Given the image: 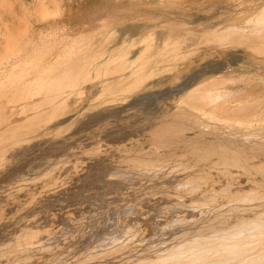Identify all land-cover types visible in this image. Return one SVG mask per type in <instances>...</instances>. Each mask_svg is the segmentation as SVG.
Masks as SVG:
<instances>
[{
  "label": "bare ground",
  "instance_id": "obj_1",
  "mask_svg": "<svg viewBox=\"0 0 264 264\" xmlns=\"http://www.w3.org/2000/svg\"><path fill=\"white\" fill-rule=\"evenodd\" d=\"M253 1L254 0H239L240 3L247 2V4H244L245 7L250 5ZM260 1V5L258 4V7H255L256 9H246L243 15H229L230 17L225 19V23H227L223 26L224 28H222L221 25L218 26H221V29L215 28V30H213V25H210V28H208L207 25L206 27L199 26V28H197L198 26L194 24L193 28L197 26L196 32L194 31L196 28L194 30L190 29L192 25L189 27L188 25L185 26L187 23L185 24L184 21H180L179 18V21L176 19L177 21L167 22L161 25L162 28L160 25V27L157 25L158 30L154 28L155 26L152 27L153 30L145 29L141 39L132 40L130 42H128L129 40H123L124 43L127 41L126 45L114 49H112L114 46L109 48L110 46L107 45V40H110L107 39V37L110 31L113 32L110 30L112 25L110 24V26L109 22L111 23L112 21L113 23V21L118 18H116V16L114 20H107V22L103 21V27L108 26L110 28H102V31H104L103 33L99 31V36L96 34L93 36H88L86 34L87 36H84V33L82 34L81 32L79 35H76L78 36L76 37L74 34H72V36L63 30L62 33L58 32V38L53 40L54 38L50 39L51 36H41V34H43L41 32L40 34H38V32L37 34L32 32V34H34L33 38L30 36L32 41L30 39L25 40L29 41V43H27L29 44L28 46H24L23 43L18 44L15 42V45L7 50L6 56H4L3 53L4 57L0 59V175L3 177V182L0 183V213L3 207L1 205L2 200L4 201L9 197L10 201L16 200L15 196L20 193L24 196L31 194L29 192V187H26V185L31 182H23L32 180V178H29L28 173L22 171L23 169L21 170L23 164L19 161H22L24 157L31 153V149L35 147L38 139H42L43 136L49 134L58 136L61 133L62 135L63 130L65 131V129L69 128L71 123L79 118L78 116L86 113V111L88 113L90 110L91 112L93 111V113L89 114L90 118L93 117L92 115L94 114L95 116H100L103 111H109V113L114 112L116 107L113 104L122 100L128 95L127 93L135 92L134 89H136V91L138 89L143 90L151 84V86H153V84H158L161 79L159 76L165 73V71H161L164 66H166V71L172 69L173 76H177L180 72V70L177 69V64L183 60L191 59L197 50L198 45H195L197 48L194 47V42L202 43L200 45H205L206 47H204L206 49H208L207 46H216L220 48L221 51L226 52L238 50V53L242 52L244 55L243 57H246V62L242 66L244 67L243 69L245 70V68L250 66L249 68L252 70H250V72L248 70L247 72L249 74L247 76L244 75L242 79H239L241 77L237 78L239 79V84H236L238 80H234L236 85H233V76H230V72L227 71V75L222 73L221 76H217L218 73L215 72L216 75L214 73L215 76L213 75L214 77L212 76L211 78L210 74V79L208 78V80H206L207 77L204 76L205 79L202 77L200 81L197 80L195 83L193 79V83L190 82L187 88L185 85L182 86V88L179 87L177 91L180 93L177 95L176 100L167 103L166 107L163 109V112L165 110H171L172 112L169 113H172V116L170 115L167 120L161 119L162 115H157V117L154 116L152 124L146 127L149 132L147 135L150 134L151 139L154 136V149L147 150L146 148H139L137 150L134 149L135 151L123 149L120 157L122 161L126 163L125 165L127 167L134 164L138 166L141 171L148 170V172H152L150 176H165L163 170L166 168L169 169V163L171 161H178L182 165L184 160L191 159L194 161V171L196 174L198 173L194 178H205L207 183H200V185L205 186L206 184V186H209L208 188H210V190L211 188H219L218 191L221 190V185L219 186V184L223 181L220 179L224 177V183L232 184L235 193L244 192L243 190L246 187L244 188L243 182L235 181L237 178H235L233 174L235 170H238V173H240L239 171L242 172L243 170L244 172L245 169L248 170L250 167V171L254 172L253 176L259 177L258 180H261L259 182L261 184L264 179L260 176H264L262 173L264 172V168L261 169V167L258 166H262L264 161V0ZM164 2L169 5L170 8L173 7L174 9V6L179 7V2L176 0H166ZM164 2L162 1L161 3ZM9 10L11 11V9ZM235 14H237V12ZM118 21L120 22L121 19ZM118 21H116V24ZM148 21H150V19ZM134 22L135 21H133V23ZM31 26L32 25H30V28ZM7 27L6 25L5 28ZM27 27L29 28V26ZM5 30V33H8V30ZM26 32L25 34L28 33ZM19 33L22 35V30ZM25 34L23 39L26 37ZM54 35L56 34L54 33ZM117 40L119 41V39ZM21 42L24 41L22 40ZM139 43L142 44L140 47L136 48V51H133L134 49L131 50L132 47H135V45ZM30 46H32V49ZM199 49L200 48H198V50ZM251 66H253V68L256 67L254 68L255 70ZM215 68H217V66ZM210 70L212 69L210 68ZM241 71L239 72L243 73ZM219 73L221 74V70ZM236 73L239 74L238 72ZM254 76L257 77H255V80H253ZM157 77L159 81L156 79ZM194 78H196V76ZM92 87L93 89L95 88V96L93 94V98L91 97L92 99L89 100L90 102L81 110L80 102L83 100L86 101L85 99L87 98V96L83 97L82 94H88L89 92L87 93V91L89 89L91 90ZM94 91L92 90L91 92ZM89 95L91 94H88V96ZM175 108L179 113L181 112L180 115L178 111L176 112L173 110ZM159 112H161V110ZM60 118L61 120H59ZM66 119H69V123L67 122V124L57 127L58 124ZM170 121H172L174 125L172 128L163 127L164 125L167 126L166 123ZM144 142L147 141L145 140ZM136 146L138 147V145ZM130 147L133 148L132 145ZM198 148L200 150L201 148H206L207 153H205L206 151L204 149L202 150L203 153L199 152L200 150ZM38 164L40 166V163ZM15 165L16 167H14ZM42 166L44 165H41V167ZM222 169H226V171H224L225 173ZM254 170H256V172L259 170L262 174H260V176L257 174L254 175ZM49 171H46L43 174L45 177L41 179L46 186L43 190L48 189L49 182L52 181L53 175ZM141 171L136 172V170L125 171L116 169L110 173L114 175V179L116 178V182L119 183V177L120 179L121 177L122 179H128L124 174L130 172L134 175H142ZM105 172L107 171L105 170ZM218 172H223V176L221 177ZM35 173L36 172H34V174ZM238 173L236 172V175ZM241 174L240 178L244 176V174L243 176ZM185 175L186 174L180 178V182H183V185H181V183L179 184V190L182 189L181 191L185 193L189 192V194H187L188 198L186 199L188 203H183L178 206L187 208V212H196V216L203 213V217H197L195 219V215L192 216L187 214L178 219L181 220L188 217L187 219L192 221L187 223L184 222L185 224L182 225L173 222V224L169 225L172 226L170 232L174 233L178 230L181 232L179 231L178 233L180 234L175 238H170V241L173 240V242L167 249H162L161 243H158V246H149L151 243L146 240V243L144 242L145 248L154 247L157 249L151 254L153 258H149V256L146 257V255L134 258V254L131 253L135 245L133 244L131 249L123 252L125 253L124 256H120L119 259L113 261L114 264H264V196H262L264 193H260L262 190L259 189L258 193L260 194H258V196L256 190V193H254L257 197L262 194L260 196L262 198L259 199L254 195L257 199L256 201L254 200L256 203L261 199L262 202L257 204L254 202L253 204L252 201L251 205L247 204L255 197L248 193L253 190L251 184L254 182H251V180L249 181L251 183H249V186L252 187V190L249 191L246 179L247 183L244 182V184L246 183L245 186H248V189L246 188L247 190H245L247 195L245 192V195L239 196V194H235L239 196L235 200L231 202L224 200L227 207L225 204H221L225 207L222 206L223 208H218L219 206H217L218 209H215L216 207L214 208V205H212L213 210L208 211L207 209L212 206L206 205L207 209L203 211V197L201 198L202 195L199 196L196 194L198 184H196L195 181V184L188 183L187 179H190V177L188 178V176ZM129 176L131 175L129 174ZM248 176L250 177L251 174ZM194 178H192V180ZM110 180L113 181V179ZM192 180L190 181L192 182ZM205 180L204 182H206ZM259 183H257V185ZM51 184H53V182H51ZM262 184H264V182H262ZM230 185H226V188L227 186L230 188ZM253 185L257 186L256 184ZM106 187H108V185ZM224 187L225 186H223V188ZM9 188H12L13 193L2 194ZM229 188L227 189L229 190ZM217 189L212 192L216 194ZM227 189H224V191L229 192ZM232 191L230 192L232 193ZM229 194L230 193L227 194V197H225V195L223 197L229 200ZM178 196L176 195L175 197ZM205 197L207 196H204V199ZM217 197L215 199H217ZM231 197L229 198L231 199ZM150 200L149 198L148 202ZM173 200L177 201L175 198H173ZM182 200L183 198L179 201L182 202ZM215 201H213V204ZM165 203L166 201H161L156 204L155 211L160 213L159 216L161 217L164 213H162L160 209L166 205ZM208 203L210 204V201ZM219 203H217V205ZM194 221L196 222L193 223ZM127 226L129 228L121 232L122 236H118V240H127V238H133L135 235V228L129 225ZM177 227L180 228L178 229ZM60 229L62 230V228ZM210 229H225V234H223L222 231L221 235L212 236L208 239L206 238V240L204 238L206 234L205 231H209L206 235L208 237L210 236L208 235L211 231ZM189 230L193 231L191 235H188ZM42 231L37 228L33 229L28 227L23 231V234L21 233L19 235L15 244L18 245L20 241L28 245L34 242L36 243L37 240H34V238ZM201 233H205L203 236L201 235L205 240L200 239V237L197 238ZM213 233L215 235L217 231ZM124 244L125 242H122L120 246ZM31 247L32 246H30V248ZM92 247L94 248L95 246L92 245ZM103 247L106 246L99 245V247L96 248L99 249ZM93 248L86 253L88 258L93 255L107 256L108 254L116 253L113 251L115 248L112 250L105 249L99 252H96V249L93 250ZM117 254L118 253H116V255ZM136 254H138V252ZM86 259L85 261H89V259ZM91 259L94 262L95 257L90 258V261Z\"/></svg>",
  "mask_w": 264,
  "mask_h": 264
},
{
  "label": "rangeland",
  "instance_id": "obj_2",
  "mask_svg": "<svg viewBox=\"0 0 264 264\" xmlns=\"http://www.w3.org/2000/svg\"><path fill=\"white\" fill-rule=\"evenodd\" d=\"M162 1L164 2L166 0H0V5L3 3L0 6V59L6 56L7 50L15 45V42L18 44L23 43L24 46H28L29 44L27 43H29V41L25 40L30 39L32 41L34 34H37V32L38 34H40V32L45 34H41V36L43 37L51 36L50 39L54 38L53 40H56V38H58V32L62 33L63 30L71 35L74 34L75 36L79 35V33L81 32L82 34L84 33V36L86 34L88 36H93L94 34L99 36V31L102 33L104 31H102V28H110L108 26L103 27V23L105 21L107 22V20H114L118 17V20L121 19L120 22L117 19L113 21V23L112 21L111 23L109 22V25H112H110L112 28H110V30H112L113 32L110 31L111 34L109 33L107 37V39H110L107 40V45L110 46L109 48H112L114 46L112 48L114 49L123 47L124 45H126L128 40V42H130L132 40L134 41L141 39L143 37L142 34L145 29L151 30L154 26V28L157 29L159 25L161 26L167 22H173L177 20L179 21V18L180 21H184L185 24L187 23L185 26L188 25L189 27L192 25L190 29L193 30L197 26V28H199V26L206 27V25L208 26V28H210V25H213V30H215V28L221 29V26L222 28H224L223 26L226 25L227 22L225 23V19L227 17H230L229 15H243L246 9H256L255 7H258V4L261 2L260 0H254L250 3V5L247 6L249 8H247L244 6V4H247V2L240 3L239 0H176L179 2V7L174 6L173 9V7L170 8V6L165 2L161 3ZM9 9H11V11ZM236 12L237 14H235ZM115 16L116 18H114ZM149 19L150 21H148ZM116 21H118L117 24ZM133 21H135V25ZM194 24L197 25H195V28H193ZM6 25L8 26L7 28H5ZM30 25H32L31 28L33 29V31L30 28ZM219 25L221 26L218 27ZM27 26H29V28ZM197 28L194 31L197 32ZM5 29L8 30V33H5ZM21 30L24 34L26 31L28 32H26L27 34H25V39H23L24 34L22 33V36L19 33L21 32ZM32 32L35 33L32 34ZM54 33L56 35H54ZM116 38L119 39V41ZM20 40H23L24 42H21ZM123 40H127L126 43H124ZM141 44L142 43L136 45L133 44L135 45V47H132L131 50L134 49L133 51H136V48L140 47ZM200 44L202 43L194 42V47L198 45V48H200L199 51L196 47L197 50L195 49V57L193 55L194 58L192 57L189 60H183L182 62H179L177 64V69L180 70L177 75L178 77L173 76L172 69H169V71H171L172 73L166 71V66H164L163 70L161 71H165V73H161L162 75L159 76L161 78L160 81L158 80V77L156 78L159 81L158 82L156 80L158 84H153V86H151V84L143 90L138 89L136 91V89H134L135 92L127 93L128 95L125 96L122 100L117 101L116 104H113L116 107L114 112L109 113V111H103L100 116H95L94 114L92 115L93 117L90 118L89 114L93 113V111L91 112L90 110L89 113L86 111V113L81 114L80 116H78L79 118L71 123L72 127L68 126V130H63L64 134L63 132L62 135L60 133L58 136H52V134H49L47 136H43L42 139H38L35 147L31 149V153L28 154V156L24 157L22 161H19L23 164L21 170L23 169L22 171L28 173V177L32 178V180L23 182H31L26 185V187H29V192L31 194L24 196L20 193L19 195L15 196L16 200L10 201L9 197L4 201L2 200L1 202V205L3 207L2 212L0 213V264H91V262L92 264H114L113 261L119 259L120 256H124L125 253L123 252L131 249L133 244L135 245L133 246V250L131 253L134 254V258H139L142 255L153 258L151 254L157 249L154 247L145 248V241H150L151 244L149 246H158V243H161V248L167 249L173 242V240L170 241V238H175L180 234L178 233L180 230L175 231L174 233L170 232L172 230V226L169 225L173 224V222L178 225L190 222L192 220L187 219L188 217L181 220L178 218L183 217L187 214L192 216L196 214V212L194 211L187 212V208L178 206L182 205L183 203H188V201L186 202V199L188 198L187 194H189V192L185 193L184 191H181L182 189L179 190V184L181 183V185H183V182H180V178L184 174H186L185 176H188V178L190 177V179H187L188 183L195 184L196 182V184H198L196 194L199 196L202 195L201 198L203 197V211L204 209H207L206 205H214V208L216 207L215 209L223 208L225 206L227 207L225 201L231 202L240 195H245V193L247 195V192H245V190H247L248 186L251 184L249 182L250 180L251 182H254L253 184L256 185L261 181L258 180L259 177L257 178V176H253L254 172L250 171L251 167L248 170L245 169V173L243 172V170L242 172L239 171L240 173H238V170H235V173L233 171L232 172L235 174H233V176L237 179H235L234 177L233 178L235 179V181H241V183L243 182L244 188H247L243 190L245 193L242 191L240 193H235L232 184L230 185V183L228 182V184L224 183L225 180H223V177L222 179H220L223 182L219 181L222 183L219 184V186L221 185V190H219L221 192L218 191L219 188H216L219 186H216L215 188L217 189L218 193L216 191L215 194L212 191H215L216 189L211 188L210 190V188H208L209 186H206V184L205 186L200 185V183H207V180H205V178H194L198 173L196 174V172L194 171L195 165H193L194 161L191 159L184 160L182 162V165L178 161H171L169 163V169L166 168L165 170H163L165 176H150L152 172L150 173L148 172V170L141 171L140 168L138 166H135L134 164H131L130 167H127L125 165L126 163H124L120 157L123 149H127L130 151H133L134 149L137 150L139 148H146L147 150L154 149V136L151 139L150 134L147 135V133L149 132L146 127L149 124H152L154 116L157 117V115H162L161 119L163 120H167L170 115L172 116V113H169L172 112L171 110H165L163 112V109L166 107L167 103L176 100L177 95H179L180 93L177 91L179 87L182 88V86L185 85L187 88L189 87L188 85H190V82H192L193 79L195 83V81L197 80L200 81L202 77L205 79L204 76H206V80H208V78L210 79V74L212 78L215 72L218 73L217 76H221L222 73H225L227 75L228 72H230L229 75L233 76V85H236L239 84V79H242L244 75L247 76L249 74L247 72L248 70L249 72L250 70H252L251 68H249L250 66L245 68V70L243 69L244 67L242 66L246 62V57H243L244 55L242 52L238 53V50L227 52L221 51L220 48L216 46H207L208 49H206L205 45L201 46ZM30 47L32 49V46ZM211 48L215 51H213ZM216 66L217 68H220H218L217 70V68H215ZM251 67L253 68V66ZM210 68L213 71L210 70ZM219 69L221 70V74L219 73ZM238 70H243L241 72H243L244 74L240 73ZM235 71L239 74H237ZM244 71L247 73H245ZM234 75H236L237 77ZM195 76L196 78H194ZM255 77L256 76H254L253 80L257 78ZM234 80H238L236 84L234 83ZM92 90L94 91L95 88L93 89L92 87L91 90L89 89L87 91V93L89 92L88 94H91L89 96L86 93L82 94L83 97L87 96V98L85 99L86 101L83 100L80 102L81 110H83L90 102L89 100L93 98V94L95 93V91L91 92ZM160 110L161 112H159ZM173 110H175L176 112L178 111L176 110V108ZM180 113L178 111L179 115ZM59 120H61V118ZM67 122L69 123V119L61 122L57 125V127L60 125H65L67 124ZM166 125L167 126L164 125L163 127L172 128L174 126L172 124V121L167 122ZM145 140L147 142H144ZM131 145L133 146V148L130 147ZM136 145H138V147ZM203 149L204 148H201V150L199 149V152H202ZM204 150L206 151L205 153H207L206 148ZM38 163H40V166ZM195 164L197 165L196 162ZM16 165L14 167H16ZM41 165L44 166L41 167ZM263 165L258 167H261V169H263ZM32 169H35L36 171ZM116 169H122L125 171L136 170V172L141 171L142 175H134L128 172L124 174V176H127L128 179H122V177L120 179V177H117L120 181L118 183L116 182V178L114 179V175H111L110 173L115 171ZM105 170L107 172H105ZM46 171H49L53 175V177L52 181L49 182V187H47L48 189L43 190L44 188H46V186L43 184L44 181H42L41 179L45 177V175L43 174ZM222 171L224 172L226 171V169H222ZM254 171V175L257 174L260 176V174H264V172L260 173L261 171L259 170L257 172L256 170ZM34 172L36 173L34 174ZM223 172H218L221 177L225 173ZM236 172L238 173V176L236 175ZM249 172L251 174L250 177L248 176L250 175ZM241 173H243L244 176ZM129 174L131 176H129ZM219 174L218 177L220 178ZM240 174L243 176L242 178H240ZM108 176L110 179H113V181L110 180ZM191 177L195 180H192ZM260 177L264 179V176ZM246 179L248 183L246 182ZM190 180H192V182ZM204 180L206 182H204ZM2 182L3 177L0 175V183ZM51 182H53V184H51ZM244 182H246L248 186H245L246 183L244 184ZM262 182L257 186L251 184L253 188L249 186V191L252 189L253 190L248 193L252 194L253 196H256V194L258 196V194L260 193L263 194L264 184H262ZM225 184L230 185V188L229 186H227L229 190L226 188ZM107 185L108 187H106ZM222 185L225 187L223 188ZM255 187H258V190ZM224 189H227L229 192H225ZM259 189L263 192L260 191V193H258ZM255 190L257 193L255 192ZM230 191H232V193L234 194H232ZM5 193H13L12 188L6 189L2 194ZM228 193L231 194H229V197H231L232 195L233 196L231 197V199L228 197L229 200H226L227 198L225 197H227ZM222 194L223 196L225 195V197H223ZM235 194H239V196ZM176 195L179 196L175 197ZM261 195H259V197H256L258 199L262 198L260 197ZM204 196H207L205 197V199L208 202L210 201V204L204 199ZM216 197L217 199H215ZM256 197L253 200L249 201L250 203L248 202L247 204L251 205L252 201V203L254 204V202L257 200ZM149 198L151 200L148 202ZM173 198H175L177 201H174ZM182 198L183 200L182 202H180L179 200ZM161 201H166V205H164L160 209L162 210L161 212L164 213L162 217L159 216L160 213H157L155 211L156 204ZM213 201H215L214 204ZM258 201L262 202V199ZM217 203L219 204L217 205ZM221 204H225V206ZM217 206L219 207L217 208ZM207 210H213V206L209 207ZM194 217L195 219L197 217L202 218L203 213H200L197 216L195 215ZM195 222L196 221H194L193 223ZM126 224L134 227L136 233L133 238H127V240L124 239L123 241H120L117 239V237L122 236L121 232L126 231L129 228ZM28 227H31L33 229L37 228L40 231H44L38 233L34 238V240H37L36 243L34 242L28 245L23 244L20 241L18 245L15 244L16 239L19 237V235L21 233L23 234V231ZM60 228H62L63 232ZM210 230L213 232L217 231V233H215L214 235V233L210 231V233L212 234L209 233L208 235L210 236L207 237L206 235L209 231H205L206 234L201 233L197 236V238L200 237V239H208L212 236H218L219 234L221 235L222 231L223 234H225V229ZM59 231H61L62 233ZM168 231L170 232V234ZM218 231L221 232L219 233ZM191 233H193V231L189 230L188 235H191ZM52 235L54 236V238ZM201 235H204V238ZM122 242H125V244L120 246ZM92 245L95 247L93 248ZM99 245H104L106 247L97 249ZM30 246L32 247L30 248ZM91 247L93 248V250L96 249V252L105 249L112 250L115 248L113 251L118 254L116 255V253H112L108 254L107 256L93 255L92 257H95V260L93 262L92 259L90 261V258L92 257L88 258L86 256V253L92 249ZM136 251L138 252V254H136ZM84 258H88L89 261H85Z\"/></svg>",
  "mask_w": 264,
  "mask_h": 264
}]
</instances>
